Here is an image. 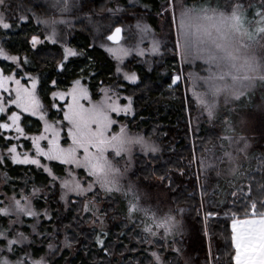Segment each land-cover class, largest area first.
Instances as JSON below:
<instances>
[{"label":"trees","instance_id":"obj_1","mask_svg":"<svg viewBox=\"0 0 264 264\" xmlns=\"http://www.w3.org/2000/svg\"><path fill=\"white\" fill-rule=\"evenodd\" d=\"M108 1L91 0L87 12L99 10V6ZM167 2H136L146 24L154 32L160 30L159 18ZM199 2L201 0H184V4L188 5ZM126 3L127 0H116L111 7L118 4L126 8ZM211 3L223 6L225 0H211ZM244 3L260 6L261 0H244ZM23 7L27 9L31 3L25 0ZM18 11L13 10L9 20L13 27L0 30V44L9 55L19 58V66L0 59V71L18 78L24 75L35 77L36 95L46 110V118L52 122L62 121L64 108L63 103L56 104L52 99L55 91H66L79 80L97 100L102 87L117 86L120 95L132 101L131 115L115 117L119 124L126 126L129 132L142 134L159 147L158 154L137 158L138 167L133 172V179L147 188L155 204L171 209L175 217L182 218L184 232L168 240L148 237L152 243H144L147 233L143 231V220L129 219L126 201L120 197L114 195L108 198L102 194L97 199L106 233L101 237L104 240L102 249L97 243L101 228L96 222L91 225L89 215L82 216L77 203L64 210L56 194L49 190L48 197L40 196L34 200V208L38 212L48 210L51 219L40 224L38 240L35 238L27 250L17 247V253L11 258L22 257L28 251L33 259H37L46 254V246L50 243L61 239L65 242L67 238L71 246L61 248L59 245L49 264H148L153 251L163 254L168 260L174 258L176 264H208L209 250L213 257H220L216 264H232L226 255L227 252L234 253L231 247L232 213L237 211L238 218L241 217L242 213L238 210L248 197L249 187L256 195L258 186L264 184V167L253 158L264 156V113L252 114L249 108L253 105L245 108L244 99L236 102L237 111L246 110L248 115L254 116L246 132L250 141L248 158L237 162L239 171L235 175L223 170V167L203 171L201 161L208 154L221 155L219 147L223 139L219 132L223 117L214 125L203 122L194 128L190 126L188 110H191V116L194 115V105L191 101L188 104L180 84L172 86L171 83L180 70L172 43L165 45L162 56L154 60L150 67L140 61L131 63L130 70L136 75L137 82L128 84L117 80L114 62L101 48L92 44L91 31L76 30L71 33L67 45L77 55L64 59L60 44L42 41L32 48L30 39L33 36L42 38V30L31 15H27L31 17L27 22H19ZM252 11L249 9L250 15ZM25 59L27 63H24ZM61 64L64 65L63 70ZM121 103L125 104V100L122 99ZM0 115H4L0 123H5L6 115ZM20 125L28 135L41 131L40 121L28 115L21 116ZM0 133L6 136L2 129ZM7 143V140L0 139V149H6ZM11 143L14 144L13 140ZM49 168L57 177L65 175L64 165L51 162ZM49 183V177L34 166L15 165L10 160L0 165V200L21 192L29 195L34 187L48 190ZM17 198H20L19 195ZM178 208L183 210L182 213L176 211ZM209 212L212 215H208ZM32 221L31 218L23 220V233L29 234ZM7 223V219L0 216V230H7ZM173 249H180V254Z\"/></svg>","mask_w":264,"mask_h":264},{"label":"snow or ice","instance_id":"obj_2","mask_svg":"<svg viewBox=\"0 0 264 264\" xmlns=\"http://www.w3.org/2000/svg\"><path fill=\"white\" fill-rule=\"evenodd\" d=\"M7 0H0V9L6 8ZM53 9L63 17L70 13L75 6L70 0H51ZM249 9H252L251 15ZM165 11H168L171 17V23L176 24L177 34L175 47L180 51L182 61L193 66L200 62L202 67L200 73H190L189 80L193 84L192 95L200 105L202 111L206 113L210 122L215 121L219 115L221 103L224 105L231 104L234 101L241 100L251 93L258 86H264V0L261 5L245 4L244 0H225L223 6L219 3L213 5L211 0H201L199 3L191 5L182 4L180 18L177 23L175 17L176 4L175 0H168L165 5ZM110 12L117 14L123 9L117 7L110 9ZM31 17L20 15L17 20L21 23L27 22ZM38 23L43 24L49 31L46 37L52 43L57 42L58 25H67L68 21L55 15L48 19H42L35 16ZM13 27L8 22L4 11H0V28L5 30ZM138 33L143 35L151 34V29L146 24L137 22L135 25ZM114 32L107 36V39L115 44L120 43L122 28L114 26ZM35 47L41 43L37 36L31 40ZM124 56L131 51H137L138 55H143V51L138 48H120L118 49ZM108 51H113L109 48ZM151 51L153 54L159 53L160 42L153 38L151 42ZM77 53L71 48L64 49V59L69 56H75ZM0 58L10 60L13 64L19 63L17 56L9 55L3 47H0ZM28 61L25 59L24 63ZM61 70L64 65H60ZM121 69L117 68V72ZM124 78L130 82H135V74L129 75L124 73ZM181 79L180 75L172 78L171 83L176 85ZM8 82L16 84L15 97L11 100L17 108L30 115L41 113L40 119L44 120L43 105L37 98L35 91V81L32 88L28 89L20 85L18 79H13L10 75L0 73V89L11 91L6 87ZM55 84V81H53ZM103 99L94 100L87 87L81 85L80 81H75L74 86L66 94L70 97V102L63 111V119L59 121V127L53 126L45 121L44 135L33 139L32 143L36 149L37 157H44L48 161H58L61 165H67L66 176L57 177L52 170L41 164L37 158H30L23 155L21 158L17 152V147L13 146L11 139L0 133V139L7 140L5 145L7 156L0 153V165H4L10 159L13 163L33 164L37 167H43L44 171L52 177L53 183L60 180V187L64 191L62 199L67 193H75L77 196H85L88 203L85 204L84 210L92 212L96 221H99L101 231L97 236V243L104 248L106 236L103 231L104 220L101 218L102 210L95 206L92 197H97L96 186L106 197L111 198L119 194L127 203V216L129 219L142 218L144 222L143 231L147 233L144 243H152L148 237L155 239L157 237L156 228H162L161 239H167L169 235L175 236L178 225L176 218L172 215V210L163 217L157 215L153 207L144 203L148 193H142L139 186L134 184L128 176L132 161L136 158L134 153L137 146L144 155H154L159 151L158 147L150 143L140 135H130L129 129L120 125L117 131L114 126L119 121L114 117L120 116L121 113L127 114L131 111V99L127 105L121 106L119 103V94L109 89H103ZM3 99H0V114H5ZM4 119V115H0ZM11 121L9 123H0V129L11 131L15 129L16 139L24 136V129L20 126V116L15 112L7 116ZM228 126L226 131L231 128V122L225 120ZM66 129L65 142L67 147L61 145V132ZM229 145L233 142L240 144L239 152L245 153L248 158L247 150L250 145L244 136L238 139L233 136H224ZM41 140H47V145L42 147L39 143ZM223 149V145H220ZM257 159L264 167V156L253 157ZM123 161V166L121 165ZM237 157L227 150L222 155L216 157L213 161H201L205 169L218 168L219 164L227 163L228 171L235 175L239 167H233L236 164ZM83 169L87 178L84 181L79 179L76 170ZM220 174L219 171L217 173ZM7 179V176H6ZM163 179V178H161ZM127 181V183H125ZM86 184V186H84ZM40 189L33 188L32 196ZM206 191V190H205ZM258 194L254 195L251 186L248 190V197L245 198L243 206L238 210L242 216L238 218L237 211L232 213L231 222V247L233 252H227L232 264H264V184H260L256 189ZM91 193L92 196L88 197ZM19 195V199L17 198ZM235 195V193H233ZM10 203L0 200V216L12 217L17 219L11 223H16L21 216L35 217L37 212L31 203V197L24 192L6 197ZM182 213V209H176ZM208 215H212L211 212ZM51 219V217H47ZM151 225V226H149ZM8 230H0V264H46L43 258L35 260L31 258L30 253H25L23 257L11 259L18 251L17 245L23 244L27 237L21 232L10 237ZM65 246L70 247L67 238ZM52 245H49L51 248ZM172 248L171 245L168 246ZM180 254V249H173ZM151 259L148 264H176L175 259L168 260L163 254L153 251L150 253ZM220 257H213L209 250L208 264H216Z\"/></svg>","mask_w":264,"mask_h":264},{"label":"rangeland","instance_id":"obj_3","mask_svg":"<svg viewBox=\"0 0 264 264\" xmlns=\"http://www.w3.org/2000/svg\"><path fill=\"white\" fill-rule=\"evenodd\" d=\"M26 1L31 3V7H29V8L27 7V9L25 7H23V2H25V0H7L6 8H2V9H0V11L5 12V15L8 18V22H9V20L12 19L13 10L17 11L19 9V11L17 12V14L19 16L22 14L23 15H31L34 22L37 25H39V27L42 30L43 37L42 38L38 37V38L40 39L41 42L46 41L50 44H54V43H52L50 40H48L46 38L49 35L48 29H46V27L43 24L38 23L37 20L35 19V16H40L42 19H48L49 17L55 15L57 19L63 18L65 20H67L68 21L67 25L61 24V25H58V28H57L58 36H57V42L56 43L60 44L61 47L63 48V50L66 47L70 48L67 45V41L70 38L71 33L73 31H76V30H83V31H88V32L91 31V33L93 35V37L91 38L92 44L101 48L111 58V60L115 64L116 78H117V80H119L121 82L123 81V82H126L128 84H135L137 82V79L133 83V82H130L129 80H126L124 78V73H128L129 75L134 74L130 70V64L134 63L135 61L136 62L140 61L141 63L145 64L147 67H150L153 64L154 60H156L162 56V54L164 53L165 45L168 43L169 44L172 43V46L175 50L177 60L179 62V66H180V70H179L178 75L181 76V79L178 81V83L176 85L180 84L182 86V88L184 89V91L186 93L188 104H189V101H191L193 103L194 109H195L194 115H192V116L190 113L191 110L190 111L188 110V120H189L190 126L192 128H194L198 124L203 123V122H207L209 125H214L217 122H219L220 119H222V117H223L222 122H221V127H220L221 130L219 132L221 139L224 136H233L237 139L240 136H244L250 145V141L248 139L246 132L248 131V127L253 123L254 116L248 115V112H246V110L245 111H237L235 103L238 101H234L228 105H224L223 103H221L220 108H219L218 118L213 122H210L208 120L206 113H204L202 111L200 105L196 102L195 98L192 95L193 84L189 80V74L190 73H200L201 75H203L204 74L202 72L203 65H201L200 62H196V65L193 66L189 63L182 61L180 51L178 49H176V47H175L176 34H177L176 24L170 22L171 17H170L169 12L164 10L165 6L161 10V17L159 18L158 28H160V30L158 32L157 31L154 32L148 26L151 29V34L150 35L145 34L142 37L138 33L135 25L137 24L138 21L141 22L142 24H146V22H145V16L143 15L142 11L138 8V6L136 4L137 0H127L126 8L123 5H118V4L112 8L111 6H112V4L113 5L115 4L116 0H109L108 2H103L102 3L103 5L99 6V10L91 9L92 10L91 12H89V10L87 12L88 7H90V1L91 0H70V2L72 4H74L75 6L72 8L70 13L65 14L63 17H60V14L58 12H56V10L50 6L51 0H26ZM167 4H168V2H167ZM175 4H176L175 17H176V21L178 23L179 18H180L181 5L184 4V0H175ZM14 6H16V7L14 8ZM117 7H119L120 9H123V11H121L117 14H113L112 12L109 11L110 9H116ZM24 10H26V11H24ZM114 26H119L122 28L121 41L119 44H115V45L110 44L106 39L107 36H109L112 33V31L114 30ZM2 29L3 28H0V30H2ZM153 38H155V40L160 42V51H159V53H156V54H153L151 51V42H152ZM31 40H32V38L30 39V45L32 46V48H35L37 45L34 47L31 43ZM0 47H1V44H0ZM133 47L138 48L139 50L143 51V55H138L137 51L133 50L127 56H124L123 53H121L118 50L120 48H133ZM109 48L113 49V51H108ZM0 59H2V58H0ZM7 62H11V61L7 60ZM15 65L18 67L19 63L15 64ZM117 68H120L121 71L117 72ZM0 73H2V72L0 71ZM10 76H12L14 80L18 79L20 81V85H22L23 87L28 88V89L32 88V84L35 81V91H36L37 80L35 77L30 76V75H24L23 77L18 78L14 74H10ZM74 84L75 83H73L72 86L66 91H55L52 94V99L56 102V104L57 103H63L64 104L63 109H66L68 103L70 102V97H67L66 94L70 91V89L74 86ZM172 86H175V85L172 84ZM6 87L8 89H10L11 91H4V90L0 89V99H3V101H5V103L3 105L5 108V115H6L5 123L11 124V121L7 119V116L11 115L12 112H15L17 115L20 116V120H21L22 115H28L32 118L38 119L40 121V124H41V131L39 134H33V135L25 134L24 136H20L18 139H16L17 133L15 132V129H12L11 131H7V132H5V130L2 129L6 133L5 135L7 137L12 138L11 140H13V142H14V144H12V145L17 147V152L20 154L21 158H23V155H25V154L28 155L30 158H37L41 161V164L43 166H46L48 168H49V163H51V162L59 163L58 161H48L44 157H37L35 146L32 143L33 139L45 134L44 133L45 121H47L49 124H52L53 126H56V127H59V124H58L59 121L58 122L49 121L46 118V110L44 109V107H43V112H42V114L44 115V118H45L44 120L40 119L41 113H37L36 115H30L27 112H23L20 108H17L15 104L11 103V100L15 97L14 89L16 88V84L13 82H8ZM103 89H109L114 93H118L120 105L121 106L127 105L128 100L120 95L119 89L117 88V86L102 87L99 91V98L97 100L103 99V95H104L102 92ZM122 99L125 100V104L121 103ZM241 99H244V101H245V104H246V105H244L245 108H249L251 106V104L253 105L251 108H249L251 110L252 114L253 113L254 114L264 113V86H260L258 84V86L256 88H254L249 95L242 97ZM54 108L57 109V105H54ZM188 108H189V106H188ZM113 115H114V117H117V116H115V114H113ZM126 115H131V111H129L127 114L121 113L120 116H126ZM62 119H63V117H62ZM225 120H228L231 122V128H229L228 131H226V128L228 126L224 123ZM120 125H122V124L115 125L117 131L119 130ZM129 133H130V135L143 136L142 134H138V133H133V132H129ZM65 138H66V129H64L61 132V141L60 142H61V145L63 147H67L68 143H70V141H68V143H66ZM144 138L147 139L146 137H144ZM147 140L150 143H152L158 147V145L155 142H153L149 139H147ZM26 143H27V146H26ZM39 143L42 147H44L47 145V140H41V141H39ZM220 145L224 146L223 149L221 147H219L221 155H222V152L224 150L232 152V154L237 157L236 164L238 161L240 162L241 160H243L245 158L246 154L238 151V148L242 147V142L240 144L233 142L231 145H229V142L227 140H223V143H221ZM26 147H28V148H26ZM158 149H159V147H158ZM248 150H247V152H248ZM158 152L155 154H158ZM0 153H2L4 156L8 155L6 149H0ZM134 155L136 158L132 161L128 176L134 184L139 186L142 193H144V192L148 193V196L145 198L144 203L153 207V209L157 212L158 216L163 217V215L167 214L169 212V210H171V209H163L159 203L155 204L153 199L151 198V195L147 191V188L144 185L139 184L138 181L133 179V175H134L133 172H135L136 168L138 167L137 166V163H138L137 158H140V157L141 158H147L150 155H147V156L144 155L140 151L139 146L136 147ZM218 156H220V155H213V152H212L211 154H208L203 161L215 162L216 157H218ZM10 162L12 164H15V165L34 166L37 169H41L49 177L50 183L47 186L48 190L39 188L40 191L36 194V196H34V197L32 196L33 191L28 195L29 197H31V203L33 205V208H34V200L40 196L48 197L49 196V190H51L52 193L56 194L57 200L60 203V205L63 206L64 210H67L70 204L77 203L79 205L81 215L86 216L88 214L89 215L88 216L89 221L90 220L92 221L91 225H94V223L96 222L95 224L100 228L99 221L95 220V217L92 215V212L84 210L85 204H87L89 202L87 197L77 196L75 193H67L65 198L62 199L61 197H62V195H64V191L60 187V180L57 179V181L55 183H53L52 177L49 176V174L44 171L43 167H37L36 165H33V164L13 163L11 160H10ZM236 164L233 165V167H236ZM121 165L123 166V161H121ZM64 166L67 169L68 166L67 165H64ZM202 166L203 167H201V168L203 171L212 170V169L217 170L218 168L220 169V167H223L222 169L223 170L225 169L227 171L229 169V165L227 163L219 164L218 168L214 167V168L205 169L203 164H202ZM76 171L79 175L80 180L84 181L86 179H89V178H87L86 173L84 172L83 169H79ZM64 176H66V172H65ZM125 183H127V181H125ZM84 186H86V184ZM95 191L98 192L99 195L97 197H92V199L95 201V206L98 207L99 209H101L100 204L98 203L97 199H98V197H102L101 196L102 194L103 195H105V194L103 192H100L98 186H96ZM91 196H92V194L89 193L88 197H91ZM116 196H118L122 200H124L123 197L120 196L119 194H117ZM4 201L6 204L10 203V201L6 197L4 198ZM126 205H127V203H126ZM34 210L37 212V216H35V217L21 216L19 218V220L14 224L11 223V221L17 219L15 216H12L10 218L5 217L8 221V223H7L8 229H11V231L9 232L10 237L15 236L17 233L22 232V224H23V220L25 218L33 219L32 223L30 224V227H29V234L27 235V234L22 232L27 237V240L23 244H19L16 246L18 248L23 249V251L27 250V247L32 244V242L35 238L37 240L40 238L39 237L40 234H39V230H38L39 226L43 221H48L47 217H50L48 210H43L40 212H38L35 208H34ZM172 215H174V214L172 213ZM101 218H102V215H101ZM175 218H176V222L178 225L176 234H175V236L169 235L167 237V239H165V240L172 239L175 237H179L184 232V224H183L182 218L181 217H175ZM141 220H143V219L141 218ZM149 226H151V225H149ZM142 227H144V222L142 224ZM155 231L158 234L157 237H160V235L163 233L162 228H156ZM50 244L52 245L51 248H49ZM50 244L48 246H46V254H44L43 256H41L35 260H40L41 258H43L44 261L46 262V264H49V260L53 257L54 253L59 250V245L61 248L63 246H65V242L63 239L55 240L54 242H52ZM25 252L29 253L28 251H25ZM11 256H10V258H11ZM11 259H13V258H11ZM13 260H15V258Z\"/></svg>","mask_w":264,"mask_h":264},{"label":"water","instance_id":"obj_4","mask_svg":"<svg viewBox=\"0 0 264 264\" xmlns=\"http://www.w3.org/2000/svg\"><path fill=\"white\" fill-rule=\"evenodd\" d=\"M114 30H115V29H114ZM114 30L112 31V33L114 32ZM112 33H111V34H112ZM111 34H110V35H111ZM106 39H107V38H106ZM107 41H108L110 44L115 45V43H114L113 41H110V40H108V39H107ZM120 41H121V38H120Z\"/></svg>","mask_w":264,"mask_h":264}]
</instances>
